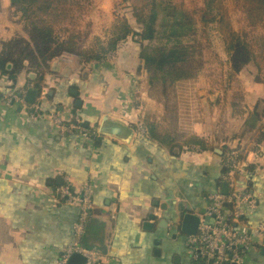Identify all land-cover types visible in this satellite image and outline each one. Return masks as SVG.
Returning a JSON list of instances; mask_svg holds the SVG:
<instances>
[{
	"label": "crops",
	"instance_id": "1",
	"mask_svg": "<svg viewBox=\"0 0 264 264\" xmlns=\"http://www.w3.org/2000/svg\"><path fill=\"white\" fill-rule=\"evenodd\" d=\"M19 19L10 0H0V43L16 35L26 38ZM139 52L140 45L128 38L106 64L56 57L43 72L24 67L14 81L0 72V264H56L73 242L78 216L77 206L56 193L66 183L74 189L89 184L92 209L83 240L103 264H197L180 222L187 213L213 222L206 215L209 198L223 194V162L232 150L244 167L237 185L258 199L239 225L252 237L244 264H264V239L254 232L264 221V118L252 134L244 131L249 109L264 99V87L250 78L248 67L239 73L249 93L248 110L242 107L239 115L232 113L228 98L203 97L201 91L197 98L186 96L185 106L178 102L175 136L167 128V114L150 107ZM176 84L199 89L190 80ZM32 90L34 102L42 105L34 120L26 107L7 102L16 91L26 96ZM25 102L30 105L26 97ZM148 114L160 131L169 132L173 141L168 145L150 136L144 123ZM105 116L132 127L129 141L98 133ZM188 136L204 140L205 148L184 145ZM227 185L223 195L232 192ZM146 222L150 227H144Z\"/></svg>",
	"mask_w": 264,
	"mask_h": 264
},
{
	"label": "trees",
	"instance_id": "2",
	"mask_svg": "<svg viewBox=\"0 0 264 264\" xmlns=\"http://www.w3.org/2000/svg\"><path fill=\"white\" fill-rule=\"evenodd\" d=\"M66 1L10 0L27 36L24 38L16 35L2 44L0 72L3 75L14 81L24 67L29 72L40 71L62 52L76 54L84 64L96 63L108 51H115L122 42L131 38L140 45L139 58L149 75V85L154 86L156 81L165 85L187 78L180 66L187 63L194 53L195 48L188 42L195 40L193 38L199 30L206 36L205 30L210 24L215 25L223 40L230 78L238 76L250 65L256 68L258 74L264 68V36L251 39L248 31L235 30L224 0H198L200 3L192 9H187L184 4H165L155 0L134 6L130 18L122 16L114 22L105 43L96 41V49L83 51L76 48L78 37L74 32L68 33L63 39L55 34L54 25L60 21L58 16L62 13L61 4ZM233 1L250 31L264 24V0ZM130 20H133L136 28ZM9 64L11 69H7ZM257 80L260 82L259 77ZM261 104L264 105V99L257 102L255 109ZM258 115V111L254 113L251 127L259 121ZM144 123L154 140L163 145L173 141L169 132L158 129L149 114L144 116ZM183 144H198L203 149L206 145L204 140L196 136L184 138Z\"/></svg>",
	"mask_w": 264,
	"mask_h": 264
},
{
	"label": "rangeland",
	"instance_id": "3",
	"mask_svg": "<svg viewBox=\"0 0 264 264\" xmlns=\"http://www.w3.org/2000/svg\"><path fill=\"white\" fill-rule=\"evenodd\" d=\"M150 1L151 0H67L65 3L61 4L62 13L58 16L60 21L54 25L55 34L60 39H63L68 33L74 32L78 37L76 41L77 49L82 51L96 49V41L106 42L113 21H118L122 16L130 18L132 7L140 6ZM155 1L165 4H184L187 9H192L195 4L200 3L198 0ZM223 2L235 30L248 31L251 39L264 36V24L250 31L246 25L244 16L238 10L234 1L224 0ZM205 35L207 37L199 30L193 38L195 40H190L188 42L195 50L191 58L188 59V62L180 66L187 78L179 81H194L197 86L199 84V89L197 88L195 90L193 86L188 87V89L182 88L176 84L179 81L173 83L167 82L165 85L160 81H156L154 86L149 85L150 88H148V95L151 96L152 100L150 105L151 109H153L155 113H163V116L167 114V128L172 130L175 136L179 135L177 132L178 122L175 117L178 112L177 107H180L178 102L181 100L183 102L182 104L185 106L186 96L190 97L191 95L197 98V95L201 91L203 97L216 95L221 101L228 98V102L232 105V113L237 115L242 111V107L247 105L246 101L249 93L245 91L244 87H241L246 85L244 77L233 76L230 78L228 76V56L224 52L223 40L216 31L214 24H210L206 28ZM0 46L2 47V43H0ZM258 52L259 50L257 49L256 53ZM62 55L83 63L79 56L69 52H62L56 57L60 58ZM114 56V51H108L98 63L106 64L108 61H113ZM11 68L12 66H10V69ZM248 69L247 74L250 75V78H253L254 82H258L264 87V68L259 74L253 65L248 66ZM43 70L44 68L41 72H43ZM246 77H248V75ZM258 77L260 78V82L257 80ZM145 81L146 84H149L148 74ZM222 104L224 105V103ZM221 110L223 111L225 108H221ZM246 110H248V108ZM257 111L258 114H260V116L258 115L260 121L261 118H264V105H259L257 109L254 107L252 111L249 109L248 113L251 114L247 120L249 123L248 125L246 124V126L244 125V131L247 130L249 134L251 133V129H253L251 127L252 117ZM259 135L260 134H258V136ZM186 253L189 254L187 250Z\"/></svg>",
	"mask_w": 264,
	"mask_h": 264
},
{
	"label": "built area",
	"instance_id": "4",
	"mask_svg": "<svg viewBox=\"0 0 264 264\" xmlns=\"http://www.w3.org/2000/svg\"><path fill=\"white\" fill-rule=\"evenodd\" d=\"M61 59L68 60L64 55ZM7 102L10 104L16 102L26 107L31 120L37 119L42 113L40 101L27 105L25 91H16ZM53 118L55 122L60 123L56 117ZM61 129L68 130L64 125ZM140 129L142 133L146 132L142 126ZM83 135H87V132L84 131ZM223 165L227 169L223 179L232 186V192L229 195L219 192L211 195L206 215L212 217L213 222L199 220L196 234L186 237V246L197 264H244V256L251 247L252 237L241 231L239 225L246 211L255 208L258 199L237 185V177L244 170L237 150H232L226 155ZM56 193L64 198L66 203L78 208V216L73 225V242L62 249L56 264H68L73 254L83 256L84 264H103L99 252L88 249L83 240L92 209L89 184L85 183L74 189L66 183L59 186ZM254 232L260 239H264V221L255 227Z\"/></svg>",
	"mask_w": 264,
	"mask_h": 264
},
{
	"label": "water",
	"instance_id": "5",
	"mask_svg": "<svg viewBox=\"0 0 264 264\" xmlns=\"http://www.w3.org/2000/svg\"><path fill=\"white\" fill-rule=\"evenodd\" d=\"M36 92L35 91H28L26 97V101L29 104L34 103ZM98 133L101 135H112L122 141H129V139L133 135V129L131 126L126 124L124 121L111 118L109 116H105L100 125L98 126ZM222 193L227 194L228 192V185L227 183H223L222 185ZM153 215H148V220H154ZM199 225V218L193 214L187 213L185 214L180 222V230L183 234L195 235L197 232V228ZM144 227H150L149 223H144ZM85 258L80 254H73L71 255L68 264H84Z\"/></svg>",
	"mask_w": 264,
	"mask_h": 264
}]
</instances>
